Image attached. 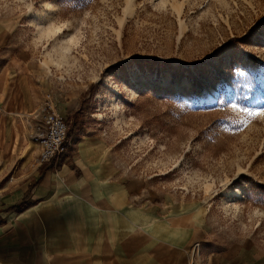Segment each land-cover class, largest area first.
<instances>
[{
	"label": "rangeland",
	"instance_id": "rangeland-1",
	"mask_svg": "<svg viewBox=\"0 0 264 264\" xmlns=\"http://www.w3.org/2000/svg\"><path fill=\"white\" fill-rule=\"evenodd\" d=\"M0 41L68 110L64 159L93 138L210 248L264 253V0H0Z\"/></svg>",
	"mask_w": 264,
	"mask_h": 264
},
{
	"label": "crops",
	"instance_id": "crops-1",
	"mask_svg": "<svg viewBox=\"0 0 264 264\" xmlns=\"http://www.w3.org/2000/svg\"><path fill=\"white\" fill-rule=\"evenodd\" d=\"M35 65L0 52V264H264L252 245L210 248L195 215L89 157L104 153L93 138L38 165L26 118L49 92H35Z\"/></svg>",
	"mask_w": 264,
	"mask_h": 264
},
{
	"label": "built area",
	"instance_id": "built-area-1",
	"mask_svg": "<svg viewBox=\"0 0 264 264\" xmlns=\"http://www.w3.org/2000/svg\"><path fill=\"white\" fill-rule=\"evenodd\" d=\"M30 137L39 146L36 163L43 165L66 152L68 125L56 109L52 94L46 93L41 108L27 116Z\"/></svg>",
	"mask_w": 264,
	"mask_h": 264
},
{
	"label": "snow or ice",
	"instance_id": "snow-or-ice-1",
	"mask_svg": "<svg viewBox=\"0 0 264 264\" xmlns=\"http://www.w3.org/2000/svg\"><path fill=\"white\" fill-rule=\"evenodd\" d=\"M233 107H235V105H233ZM244 111H248L247 109H244ZM260 113H257V112H251L250 115H258Z\"/></svg>",
	"mask_w": 264,
	"mask_h": 264
}]
</instances>
